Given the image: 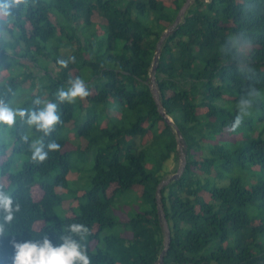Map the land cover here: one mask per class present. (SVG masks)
Listing matches in <instances>:
<instances>
[{"label": "trees", "instance_id": "trees-1", "mask_svg": "<svg viewBox=\"0 0 264 264\" xmlns=\"http://www.w3.org/2000/svg\"><path fill=\"white\" fill-rule=\"evenodd\" d=\"M185 2L12 5L8 22L0 23V100L9 106L20 89L34 92L42 74L49 78L46 85L19 108L36 111L43 104L35 100L51 101L61 122L47 136L29 126L27 116L17 117L12 127L0 125V184L20 206L4 224L0 264H13V239L42 241L45 234L54 246L62 243L61 234L72 235L86 247L91 264L160 263L165 231L158 188L178 171L179 142L160 113L151 75L158 43ZM38 58L51 70L15 76L1 71L6 61L36 65ZM76 77L91 94L59 102L57 90ZM155 77L161 106L183 136L187 161L183 174L161 190L171 231L164 264H264V114L257 120L259 133L252 118L233 128L243 110L219 105L243 102L247 108L252 95L264 96V0H194L164 40ZM251 107L264 110V102ZM69 125L71 136L86 140L87 147L76 150L61 136ZM244 125L252 137L239 149L225 147ZM37 140L48 153L42 162L32 160ZM53 141L58 151H49ZM89 149H95L94 165L81 170ZM173 156L175 171L162 174ZM237 168L262 176L248 187L235 175ZM53 173L51 183L37 181ZM130 192L138 195L136 206L121 202ZM65 193L74 196L71 205ZM73 223L88 228L83 239L68 231Z\"/></svg>", "mask_w": 264, "mask_h": 264}, {"label": "clouds", "instance_id": "clouds-1", "mask_svg": "<svg viewBox=\"0 0 264 264\" xmlns=\"http://www.w3.org/2000/svg\"><path fill=\"white\" fill-rule=\"evenodd\" d=\"M23 0H0V23H7V17L10 16V9L13 4L22 3ZM59 64L62 67H67L68 61L61 60ZM68 87H61L57 90L59 102L74 103L77 98L83 99L91 93L85 81L80 78H69ZM36 104H43V107L36 111L29 112L23 108H11L0 100V125L12 127L16 123V118L24 119L27 116V124L34 126L37 131L43 132L46 136L49 135L54 126L61 122L60 116L57 114V104L51 101L35 100ZM249 111L239 112L233 121V128H238L244 121L246 116L251 115V102L248 101ZM27 140V137L24 138ZM32 160L42 162L47 159L48 153L43 150L42 140H37L32 143ZM49 151H58L59 143L53 141L48 144ZM19 204L13 203L12 196L4 191V185L0 184V213H3L2 221L0 222V236L4 235V224H10L14 219V213L19 212ZM68 231L72 234L79 235L81 239L88 233V228L82 224L73 223L68 226ZM60 243L54 246L48 239L47 235L41 240H29L23 243L12 241V246L15 249L13 264H91L87 254V249L72 235H60Z\"/></svg>", "mask_w": 264, "mask_h": 264}, {"label": "rangeland", "instance_id": "rangeland-1", "mask_svg": "<svg viewBox=\"0 0 264 264\" xmlns=\"http://www.w3.org/2000/svg\"><path fill=\"white\" fill-rule=\"evenodd\" d=\"M205 1L208 2L209 0H205ZM193 2H194V0L193 1L191 0V4ZM2 36H4V39H7V40L10 38L8 33L3 34ZM9 62L6 61V62L3 63V65H1V71L4 74L9 75V76H11V74H13L14 76L16 74H22V73L27 72L29 70H31L32 72H36V74H41L42 73L41 70H43L44 72H47L48 70H51V68H52L51 64L47 60H44L43 58H38V60L36 62L37 63L36 65L29 64L26 60H25V63H23V64L22 63L21 64L20 63L19 64H14V63H9ZM90 72L91 71H89V69H84L83 70V73L88 75V76H91ZM41 75L38 78L39 79L38 82H36L37 90L35 89L34 92H30V91H26L24 89H20L19 92L17 93V96H16L17 98H15L12 101V103H11V105H9V107L14 108V109L15 108H19L26 99L29 100L32 97L36 96V94L40 92L41 87L46 85V83L48 82V79H49V78H47V76H41ZM151 84L153 86L152 82H151ZM248 100L250 102H254V103H258L260 101L264 102V96H262V95H252ZM219 105H221L223 107H226V108H228V107L230 108L231 107L232 109H236V110H239V108H240L243 111H249L248 107L246 108L244 106L243 102H241V103H233V104H226V103L219 102ZM250 111H251V115L250 116H246L244 121H243V123H245V121L248 120L249 118H252V120H253L252 126L254 125V130L256 132H258L261 125L257 123V120H258V118L261 115L264 114V110L261 107H258V109L254 108V107H251ZM69 129H71V125H69V128H67L66 130L62 131L61 136L67 138L69 144L72 145L74 148H76V150L80 146L84 147V148L87 147L86 140H83V139L79 138L78 136L72 137L71 136V132H70ZM2 131H4L3 128H2ZM252 135H253V132H249L248 131V126L245 127V125H244V129L240 133H237V135H236L237 138L231 140V142L229 143L230 145L229 146H225V147H228L231 150L239 149V148L243 147L244 139H248L249 137H252ZM184 150H185V146L182 143L178 147V152H179V154H178V163H179L178 169H179V167H180V165L182 164V161H183L182 151H184ZM72 152L73 153H72L71 162H72V165L74 167L76 165V159L78 158L77 157L78 153H76L75 150H73ZM82 156L85 157V164L81 163L82 165L80 166V169L81 170L82 169L83 170L91 169L93 167V165H94L95 149H92V150L89 149V150L85 151V153ZM22 161L20 163H22ZM175 167H176V158H175V156H173V157H171V159L168 162L165 163L162 174H166L167 175L168 173H171V172L173 173L175 171ZM75 173H76V171L73 170L72 174H75ZM173 175L174 174L167 175V177L165 179H169ZM235 175L243 177L242 179L244 180V182H246V184L249 185L248 187H250L251 184L255 183V181H257L262 176V175H260L257 172L256 173H252L251 171H244L243 172L239 168H237L235 170ZM54 176H55V173H53L52 175H50L48 177H44V178L38 177L37 181L38 182L51 183L53 181ZM64 198L66 199L65 202L69 200L68 203L71 205L72 204V199L74 198V196L70 195L68 193H65ZM158 198L160 200V196ZM137 199H138V195L136 194V192H130V193H128L127 195H125L121 199V202L129 204V205H132V206H136ZM82 201L85 202V199H82ZM73 205H75V204L73 203ZM75 208H77V207H75ZM57 210H58V212L60 210L62 211V209H60V208L59 209L57 208ZM59 215H60V213H59ZM62 216L63 215L61 213V217Z\"/></svg>", "mask_w": 264, "mask_h": 264}, {"label": "water", "instance_id": "water-1", "mask_svg": "<svg viewBox=\"0 0 264 264\" xmlns=\"http://www.w3.org/2000/svg\"><path fill=\"white\" fill-rule=\"evenodd\" d=\"M191 5V0H186L185 4L182 6L175 22L173 23L172 27L169 28L165 33H164V36L162 37V39L160 40V42L158 43V51L155 55V58H154V62H153V68H152V75H151V78H152V83H153V86H152V89H153V96L155 98V101L159 107V110H160V113L163 115V117L165 118L166 120V123L169 125V126H174L175 127V132L177 134V137H178V142H179V146L183 143V136L179 130V128L174 124V121L172 120V118H170L166 113L165 111L163 110L162 106H161V102H160V98H159V94H158V91H157V86H156V72H157V65H158V62H159V58H160V53H161V46L164 42V40L169 36L170 32L173 31L175 28H177L183 21V19L185 18L186 16V12L188 10V8L190 7ZM182 156H183V161H182V164L180 165L178 171L169 179H164L159 188H158V196L161 195V190L162 188L177 180L184 172L185 170V167H186V153L184 151H182ZM162 202L159 200V205H158V209H159V212L161 213V219H162V222H163V225H164V231H165V248L164 250L162 251L161 255H160V263L159 264H164V258H165V255H166V252L167 250L169 249V246H170V243H171V231H170V228H169V225H168V222H167V219H166V216H165V213H164V210H163V207H162Z\"/></svg>", "mask_w": 264, "mask_h": 264}, {"label": "bare ground", "instance_id": "bare-ground-1", "mask_svg": "<svg viewBox=\"0 0 264 264\" xmlns=\"http://www.w3.org/2000/svg\"><path fill=\"white\" fill-rule=\"evenodd\" d=\"M193 1V0H192Z\"/></svg>", "mask_w": 264, "mask_h": 264}]
</instances>
